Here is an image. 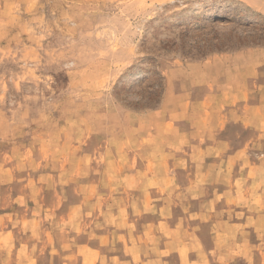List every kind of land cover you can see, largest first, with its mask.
I'll return each mask as SVG.
<instances>
[{"label": "rangeland", "instance_id": "obj_1", "mask_svg": "<svg viewBox=\"0 0 264 264\" xmlns=\"http://www.w3.org/2000/svg\"><path fill=\"white\" fill-rule=\"evenodd\" d=\"M264 264V0H0V264Z\"/></svg>", "mask_w": 264, "mask_h": 264}, {"label": "crops", "instance_id": "obj_2", "mask_svg": "<svg viewBox=\"0 0 264 264\" xmlns=\"http://www.w3.org/2000/svg\"><path fill=\"white\" fill-rule=\"evenodd\" d=\"M187 264H191V261H190V263H188V262H186Z\"/></svg>", "mask_w": 264, "mask_h": 264}]
</instances>
